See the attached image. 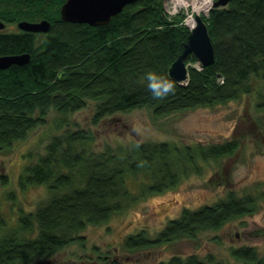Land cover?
I'll list each match as a JSON object with an SVG mask.
<instances>
[{
  "label": "trees",
  "instance_id": "trees-1",
  "mask_svg": "<svg viewBox=\"0 0 264 264\" xmlns=\"http://www.w3.org/2000/svg\"><path fill=\"white\" fill-rule=\"evenodd\" d=\"M63 2L0 0L4 23L51 21L49 31L39 35L0 30V55H30L27 64L0 69V151L44 126L51 110L64 122L89 101L93 103L91 123L97 125L106 117L142 107L160 118L255 93L254 111L259 115L252 116V121L260 131L264 129V0H230L203 16L214 61L201 67L188 54L184 61L188 79L183 84L170 77L168 69L183 51L190 32L182 23L184 12L169 16L162 0H135L108 23L91 26L61 20ZM93 141L89 129L66 127L50 137L42 153L27 154L30 160L19 175V185L22 189L45 185L47 196L32 210H20L12 227L7 228L0 214V232L5 229L0 235V264H32L38 258L52 264L48 257L73 242L83 243L80 233L87 226L107 222L139 198L170 189L190 173L200 174L203 163L230 157L240 145L237 139L182 146L145 141L128 148L106 145L97 152ZM3 169L0 163V186L8 182ZM140 175L144 180L138 192H132L127 178ZM257 202V196H236L230 190L211 204L182 208L154 237L144 230L126 236L125 261L112 259L108 264H131L127 252L220 230L253 213ZM250 235L264 236V228L250 230ZM230 254L240 261L237 264H264V255L252 245L231 247ZM155 264L233 263L213 254L192 253Z\"/></svg>",
  "mask_w": 264,
  "mask_h": 264
},
{
  "label": "rangeland",
  "instance_id": "rangeland-1",
  "mask_svg": "<svg viewBox=\"0 0 264 264\" xmlns=\"http://www.w3.org/2000/svg\"><path fill=\"white\" fill-rule=\"evenodd\" d=\"M173 2L162 0L164 12L169 9L175 16L181 10L185 14L182 21L185 24L191 14L190 8L179 6L173 12ZM203 16L208 14H202V19ZM16 30L14 25L2 31ZM256 100L252 93L225 104L197 107L160 118H154L149 108L142 107L117 114L115 118L106 117L97 125L91 123L93 103L90 101L84 109L67 115L64 122L56 111L51 110L44 126L33 130L26 140L16 142L9 150L0 151V163L8 176L7 184L0 186V214L7 228L12 227L20 210H32L47 196L45 185H28L22 189L19 175L30 160L27 154L42 153L50 137L66 127L92 131L94 141L91 146L97 152L106 145L128 148L135 142L145 141H167L182 146L237 139L240 145L230 157L209 160L202 164L200 174L190 173L170 189L139 198L122 212L113 214L107 222L87 226L80 233L84 238L82 244L73 242L47 259L52 264H108L112 259L123 262L126 236L144 230L148 237H154L169 219L178 216L182 208L211 204L225 197L230 190L236 196L246 193L257 196L253 213L228 222L220 230L201 232L192 239L183 238L132 254L127 252L131 264H155L173 255L192 253L200 257L213 254L225 262L237 264L240 261L233 258L230 248L240 245H252L264 255V236L250 235V230L264 228V196H260L264 192V129L260 131L252 121V116L259 115L254 111ZM262 120L264 127V114ZM142 180L143 175L128 177L127 187L137 193ZM8 193L13 196L9 197ZM4 231L1 229L0 235ZM106 255V260L101 259ZM32 264L46 262L38 258Z\"/></svg>",
  "mask_w": 264,
  "mask_h": 264
},
{
  "label": "water",
  "instance_id": "water-1",
  "mask_svg": "<svg viewBox=\"0 0 264 264\" xmlns=\"http://www.w3.org/2000/svg\"><path fill=\"white\" fill-rule=\"evenodd\" d=\"M229 1L215 0L213 7H224ZM133 2L135 0H64L59 13L61 19L65 21L97 26L108 23L111 17L117 15L126 5ZM16 26L25 32L46 33L50 29V22L47 19L20 20ZM4 27L5 23L0 20V30ZM188 54H193L201 67L208 66L214 61L213 44L208 34L207 24L201 16H196V24L190 28L187 40L183 44V51L168 69L170 77L180 84L185 83L188 79L187 64L184 62ZM29 60L30 55L26 52L0 55V69H5L13 64L24 65Z\"/></svg>",
  "mask_w": 264,
  "mask_h": 264
},
{
  "label": "bare ground",
  "instance_id": "bare-ground-1",
  "mask_svg": "<svg viewBox=\"0 0 264 264\" xmlns=\"http://www.w3.org/2000/svg\"><path fill=\"white\" fill-rule=\"evenodd\" d=\"M173 1L176 7L180 6V7L190 8L191 14L187 16L186 24L189 27H194L196 24V16H201L202 14L207 15L209 10L213 7V3L215 0H173ZM48 21L50 22V26H51V21L50 20Z\"/></svg>",
  "mask_w": 264,
  "mask_h": 264
},
{
  "label": "flooded vegetation",
  "instance_id": "flooded-vegetation-1",
  "mask_svg": "<svg viewBox=\"0 0 264 264\" xmlns=\"http://www.w3.org/2000/svg\"><path fill=\"white\" fill-rule=\"evenodd\" d=\"M37 21V20H36ZM17 23V22H16ZM16 23H5V27H4V29L5 28H8V27H12V26H16ZM16 28H17V26H16ZM18 31H20L18 28H17V30L16 31H11V32H13V33H16V32H18ZM10 32V31H9ZM36 34H40V33H36ZM42 34H44V33H42ZM42 39V38H41Z\"/></svg>",
  "mask_w": 264,
  "mask_h": 264
},
{
  "label": "built area",
  "instance_id": "built-area-1",
  "mask_svg": "<svg viewBox=\"0 0 264 264\" xmlns=\"http://www.w3.org/2000/svg\"><path fill=\"white\" fill-rule=\"evenodd\" d=\"M174 3V2H173ZM176 8H179V6H177L176 7V5L174 4V9H173V12L175 11V10H177ZM165 10V9H164ZM180 10V9H179ZM170 11H169V9L166 11V14H168L169 16H173V15H171L170 13H169ZM178 12V11H177ZM176 12V13H177ZM185 25H187L186 23H185Z\"/></svg>",
  "mask_w": 264,
  "mask_h": 264
}]
</instances>
